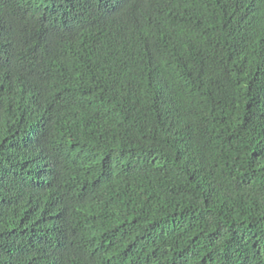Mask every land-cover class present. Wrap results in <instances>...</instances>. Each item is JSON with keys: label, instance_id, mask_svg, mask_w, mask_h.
<instances>
[{"label": "trees", "instance_id": "trees-1", "mask_svg": "<svg viewBox=\"0 0 264 264\" xmlns=\"http://www.w3.org/2000/svg\"><path fill=\"white\" fill-rule=\"evenodd\" d=\"M0 264H264V0H0Z\"/></svg>", "mask_w": 264, "mask_h": 264}]
</instances>
